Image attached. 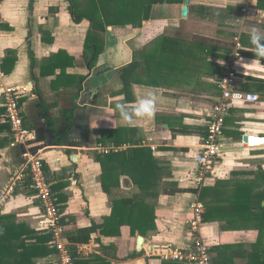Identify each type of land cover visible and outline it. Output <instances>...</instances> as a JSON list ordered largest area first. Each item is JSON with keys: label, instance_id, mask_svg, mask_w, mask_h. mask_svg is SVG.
<instances>
[{"label": "crops", "instance_id": "crops-1", "mask_svg": "<svg viewBox=\"0 0 264 264\" xmlns=\"http://www.w3.org/2000/svg\"><path fill=\"white\" fill-rule=\"evenodd\" d=\"M182 4H152L140 26L107 25L85 42L90 23L74 22L67 0H0V118L3 88L29 85L20 99L24 125L37 132L29 149L42 157L51 174V188L65 217V237L96 228L86 241L93 243L86 256L91 260L83 264H190L154 254L150 245H190L187 221L197 199L204 206L202 235L213 264L264 261V232L251 223L254 216L248 210L252 204L256 211L253 194L263 187L255 176L264 167L247 166L243 159L253 156L242 151L247 148L244 134L257 131L252 117H263L248 107L259 102L230 109L221 156L201 188L194 181V156L206 133L208 109L220 96L217 80L225 74L236 37L241 44L235 62L239 86L261 98L264 94L257 89L264 85V57L256 54L250 39L253 30L264 36V0H190L186 18L181 17ZM158 39L174 42L155 43ZM148 93L156 97L154 115L133 116L132 124L125 123L116 105L132 111ZM102 148H116L110 153L131 150V163L141 169L135 173L128 163L120 170L112 162L116 184L111 194L102 188V167L95 160L105 155ZM23 152L9 125L0 120V196H6L0 213L13 214L43 234ZM249 180L257 182L247 191L248 208L240 207L234 201L240 196L236 189ZM113 196L152 206L154 227L133 234L123 224L101 234L97 226L110 216ZM234 220L248 223L237 226ZM54 256L52 250L33 262L55 264Z\"/></svg>", "mask_w": 264, "mask_h": 264}, {"label": "built area", "instance_id": "built-area-1", "mask_svg": "<svg viewBox=\"0 0 264 264\" xmlns=\"http://www.w3.org/2000/svg\"><path fill=\"white\" fill-rule=\"evenodd\" d=\"M241 44L239 38H235L234 49L226 62V71L217 80L220 96L208 109L209 120L205 135L202 137L200 149L194 156L197 169L194 174L196 188H201L204 179L213 172L218 157L221 156V135L224 123L232 107L238 104H253L260 101L261 96L253 91L244 90L239 86V76L235 68V62L241 56ZM2 57L0 56V86L4 72L1 68ZM29 85L19 87H4L1 91L3 98L4 113L0 120L9 125L10 133L14 143L25 149V164L27 177L30 179V187L39 204L42 216V226L51 235L50 244L55 250L53 258L56 264H74V257H86L93 249L92 242L71 243L65 237L64 225L61 222V210L53 195L51 182L44 169V160L37 152H32L29 146L36 141L37 132L33 128L24 125L22 106L20 99L28 91ZM247 137L243 146L247 148H264V134L245 133ZM101 153L108 154L116 148H102ZM18 179L11 178L14 186ZM12 185L7 186L12 191ZM6 196H0V203L4 202ZM191 216L187 221L192 242L186 247H176L168 243L153 242L150 250L154 254L162 255L171 261L185 262L190 264H213L209 245L202 235L204 224V206L197 199L190 204Z\"/></svg>", "mask_w": 264, "mask_h": 264}, {"label": "trees", "instance_id": "trees-1", "mask_svg": "<svg viewBox=\"0 0 264 264\" xmlns=\"http://www.w3.org/2000/svg\"><path fill=\"white\" fill-rule=\"evenodd\" d=\"M67 1L69 3L68 11L71 13L74 22L78 23L82 19H87L89 21L90 30L86 38L87 41H85L89 42V34L91 32H103L107 25L132 24L133 26H140L142 20L149 18V12L152 4L164 2L176 3L182 0ZM123 69L124 68H122V70ZM124 85L126 86L125 81ZM257 89L264 93L263 84L259 85ZM131 156L133 157L131 150H122L120 153L115 152L105 155H97L95 157V160L98 161L102 167L101 185L104 192L111 194V188L116 184L114 180L115 168H112L114 164H111L112 162H117L120 170H122L123 167L125 168L129 163V165L132 164L133 172H141L140 168H136V163H131ZM44 169L49 181L52 182L51 174L48 172L45 162ZM259 169H261V167ZM261 170L257 171L255 177L257 180H260L263 189L253 194L254 198L258 197V201H255L257 208L255 211L252 208L254 206L251 204L248 210L249 213H252L255 218L258 217V219H262L264 221V171ZM26 180L30 187V179L26 177ZM256 182L257 181L255 180L239 182V186L236 189V194H240V196H236V199L234 200L236 205H239L240 207L248 205L249 202H247L246 199V197H248L247 191H249L250 187ZM139 185H141V183H139ZM31 191L34 193L32 189ZM53 195L56 198V202L58 203L59 198H57L55 193H53ZM110 207V216L105 218L101 225L97 226L99 227L101 234H108L111 228L123 224L129 225L133 234L135 232L144 233L147 229H152L154 227L153 207L142 205V203L138 202L136 198L113 196L110 198ZM61 222L64 225L65 217L61 216ZM257 225L260 229L263 228L261 227V224ZM95 229V225H93L90 228L76 230L73 233H68L67 238L71 242H86L89 240L90 233ZM50 241L51 235L49 232L45 231L43 234H37L27 224L17 221L13 214L0 213V264H34L33 260L36 257H42L43 255H47L50 251L54 250L50 244ZM89 258L90 257H74V264L90 262L91 259ZM52 261L54 260L52 259ZM261 264H264V261Z\"/></svg>", "mask_w": 264, "mask_h": 264}, {"label": "clouds", "instance_id": "clouds-1", "mask_svg": "<svg viewBox=\"0 0 264 264\" xmlns=\"http://www.w3.org/2000/svg\"><path fill=\"white\" fill-rule=\"evenodd\" d=\"M251 43L256 48V54L264 57V36L257 33L253 30L250 33ZM155 104H156V97L154 93H148L144 98H141L137 106L132 110L129 111L125 105L117 104V110H119L121 118L127 124H132L133 116L135 117H151L155 113Z\"/></svg>", "mask_w": 264, "mask_h": 264}, {"label": "rangeland", "instance_id": "rangeland-1", "mask_svg": "<svg viewBox=\"0 0 264 264\" xmlns=\"http://www.w3.org/2000/svg\"><path fill=\"white\" fill-rule=\"evenodd\" d=\"M157 42H174V40H172V39H161L159 41V39H158L155 43H157ZM263 95H262L261 101H259V103H257V104H254L253 105L254 107H251V106L248 107V109L251 112H262V113H259V115L262 114V116H263L262 118L252 117V120H254V122L251 125H255L256 126L255 129L257 130V131L253 130V132L258 133V134L264 133V98H263ZM242 151H243V155L253 156L252 159L249 156H247L245 159H243V161H245L247 163L246 164L247 166H250L252 168L264 167V148H262V149L261 148H254V149L253 148H250V149L244 148ZM248 153H250V154H248ZM237 160L240 161L241 159L237 158ZM258 181H259V179H258ZM255 201H258V197L255 198ZM253 220H254V222H251V223H254V225L261 224L262 225L261 227H263L262 231L264 232V221L262 219H259L257 221L255 219V217L253 218ZM234 221H236L234 223L237 226L246 225L244 223H248V222H245L244 220H234Z\"/></svg>", "mask_w": 264, "mask_h": 264}, {"label": "water", "instance_id": "water-1", "mask_svg": "<svg viewBox=\"0 0 264 264\" xmlns=\"http://www.w3.org/2000/svg\"><path fill=\"white\" fill-rule=\"evenodd\" d=\"M190 0H183V4L181 7V17L186 18L188 16V4ZM243 142L247 140V137L244 135L242 138Z\"/></svg>", "mask_w": 264, "mask_h": 264}]
</instances>
